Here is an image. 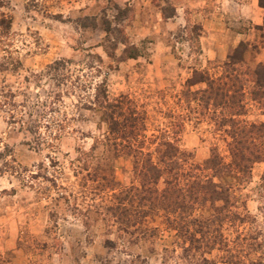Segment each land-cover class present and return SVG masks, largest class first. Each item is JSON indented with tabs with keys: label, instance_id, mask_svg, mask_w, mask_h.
Here are the masks:
<instances>
[{
	"label": "rangeland",
	"instance_id": "rangeland-1",
	"mask_svg": "<svg viewBox=\"0 0 264 264\" xmlns=\"http://www.w3.org/2000/svg\"><path fill=\"white\" fill-rule=\"evenodd\" d=\"M248 1L0 0V89L14 96L0 110V264H193L163 214L130 234L119 231L113 209L136 184L133 163L103 149L107 125L96 91L104 87L109 100L123 95L146 111V139L176 137L194 164L212 150L229 162L230 140L195 93L244 42L248 103L239 121L264 123V108L250 95L258 79L251 71L264 66V8ZM172 7L175 15L163 18L161 10L169 15ZM54 62L61 64L47 72ZM35 100L39 107L27 117ZM263 174L264 163L255 164L236 191L237 210L250 219L223 225L227 241L264 233ZM218 247L206 258L224 264Z\"/></svg>",
	"mask_w": 264,
	"mask_h": 264
},
{
	"label": "trees",
	"instance_id": "trees-1",
	"mask_svg": "<svg viewBox=\"0 0 264 264\" xmlns=\"http://www.w3.org/2000/svg\"><path fill=\"white\" fill-rule=\"evenodd\" d=\"M258 5L264 8L261 0H258ZM161 13L163 18L169 19L176 12L172 7L169 15H165L163 10ZM9 28V24L4 27L7 31ZM247 50L246 43L240 42L227 56L221 67L222 74L214 78L206 73L207 77L201 81L204 89L195 93L199 106L202 102L206 104L202 112L209 111L216 130H223L230 140L226 142L229 162L212 150L202 165L194 164L189 155L180 151L176 137L146 139L143 135L147 129L146 111L137 110L135 104L123 95L109 100L104 87L96 91L95 106L107 125V135L102 143L96 141L86 155L92 158L101 143L106 153H112L115 158L125 156L133 163L132 174L136 184L131 183L122 192L120 202L113 209L118 216L120 232L130 234L129 228L144 223L146 219L153 223L156 215L163 214L168 227L187 244V251L192 250L189 258L193 264H213L206 254L217 246L223 247L226 253L224 264H264L262 231L238 233L240 236L236 235L233 241H227L221 233L225 224L241 227L249 221L247 214L242 215L237 210L236 191L248 183L253 166L264 163V123L239 121L245 115L248 103L246 81L243 79L248 74L242 72L246 67L244 55ZM126 55L129 59L138 56L137 51ZM59 64L48 65L47 72L54 71ZM257 69V73L250 70L258 78L250 95L253 102L264 108V66ZM6 94L0 89V98H3L0 99V110L8 105L7 97H14ZM39 102L35 100L27 106V117H32ZM152 146L153 151H150ZM228 178L235 183H230ZM102 180L109 183V178L104 175ZM261 181L264 183V174ZM203 209L211 213L196 218L195 213ZM237 245L241 248L235 252ZM239 256L244 259L240 261Z\"/></svg>",
	"mask_w": 264,
	"mask_h": 264
},
{
	"label": "crops",
	"instance_id": "crops-1",
	"mask_svg": "<svg viewBox=\"0 0 264 264\" xmlns=\"http://www.w3.org/2000/svg\"><path fill=\"white\" fill-rule=\"evenodd\" d=\"M247 3H248V4H249L251 7H252V6H254V7H255V5H256V4L253 2V0H251L250 2L248 1ZM205 21H208V22H210V23H211V20H210V19H208V20H205ZM204 26H205V25H203V29H204ZM203 33H204V32H202V34H203ZM199 37H200V36H199Z\"/></svg>",
	"mask_w": 264,
	"mask_h": 264
}]
</instances>
